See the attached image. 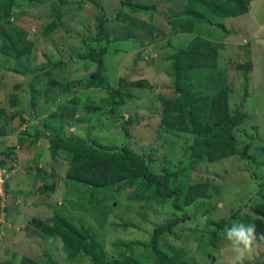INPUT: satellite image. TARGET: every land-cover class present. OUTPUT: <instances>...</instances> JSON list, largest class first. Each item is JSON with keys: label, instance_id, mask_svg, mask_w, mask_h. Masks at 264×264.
I'll list each match as a JSON object with an SVG mask.
<instances>
[{"label": "rangeland", "instance_id": "1", "mask_svg": "<svg viewBox=\"0 0 264 264\" xmlns=\"http://www.w3.org/2000/svg\"><path fill=\"white\" fill-rule=\"evenodd\" d=\"M57 1L14 0L9 21H6L0 13V31L5 29L11 33L15 31L13 28H16L31 35V38L34 36L33 42L37 48V50L34 49L35 55L22 58L24 67H28L23 71L29 75L32 70L37 74L44 65H47L36 63L33 57L37 56V60L38 54L51 53L42 47V45L48 47L51 38L52 43L58 44L54 45V55L51 60L57 62L61 57L64 61H79L78 54H87L90 52L88 49L93 48L92 41L98 33L95 18L102 11L109 18H115V11H117V0H63L62 4L56 3ZM176 1L174 5L167 1L165 3L163 0H139L138 2L153 6L155 10L152 13L155 14L164 11V6L171 5L173 9L166 8V14L173 15L184 9L182 0ZM257 1L256 5H260L259 10L253 13L257 19L256 23H250V13L248 17L243 14L236 19L223 18L224 22L220 20V17H216L212 19L210 25L196 23L193 33L181 34L179 39L177 38L178 24H173L169 26L168 32L173 40L151 43L142 51L141 49L134 51L141 43L140 37L135 35L136 30H132L129 26L123 27L124 24L117 21L105 28L112 38H116L121 30L122 35H129L127 42H111L109 45L99 41L98 48L106 49L102 57L101 72L107 81L104 83L108 86L114 87L118 77L126 80L130 77L136 79L143 72L145 73V68L150 69L152 66L155 74L160 76L166 71V68H163V64L166 63L162 62V59L167 62L169 55L174 54L178 47L187 45L195 35H200L205 40L221 46L218 48L220 69L216 71L222 74L220 78H225L223 82L231 91L229 94L231 110L240 109L245 113L244 120L233 131L238 154L212 163L207 161L192 163L188 158L190 141L188 134L178 129H168L162 122L163 114L168 109H174V104L171 106L172 99L160 97L155 90L144 89V87L138 90H123L122 94L126 95L124 99H121L110 95L103 88L108 93L106 94L108 102H105L103 99L100 100L98 93L95 95L87 91L90 78L83 80L79 88L74 89L73 92L78 94L77 97L81 101H95L97 107H101V111L93 114L89 119L93 125L89 132L84 129L79 136L89 135L94 143L109 147L120 148L128 145L130 151L135 154H148L150 167L154 172L170 174L183 169L181 179H187L189 184L209 183L208 192L192 205L184 207L182 212L173 210L169 202L166 206H160L142 199L144 197L135 199L140 195L135 185L120 190L114 186L93 189V191L75 182L67 185L65 202L68 207L66 206V210L63 211L62 218L73 220L78 226L89 227L96 242L102 245L109 259L129 257L135 258L140 263L145 260L150 262L155 258L150 249L153 229L176 217L183 218L185 214L189 218L173 227L172 235L165 233L160 237L158 247L169 257L179 256L191 264H253L264 260L263 245L255 248L242 260H237L225 238V232L208 225L209 222L217 224L221 220L228 221L231 214L235 215V219L231 223L227 222L228 226H231L233 222H243L253 218L254 206L264 202V0ZM58 12L63 14L60 15ZM148 16L153 17V14L130 12L122 17L124 21L126 19L131 21L133 26L135 21L147 20ZM165 20L167 19L164 17L159 19V24L164 28L168 27ZM51 25H53L52 28H47ZM154 27L151 24L148 25L142 34L152 33L156 28ZM220 27L223 29L221 30ZM134 28H137L136 25ZM48 33L50 34L47 35ZM138 33L141 34L140 31ZM46 36L52 37L46 39ZM40 42L42 45H39ZM132 51L135 56L133 59L129 57ZM7 59L9 63L4 64L13 68L14 60L10 56ZM44 60L47 61V59ZM147 61L150 67H142L143 64H147ZM48 62L50 63V60ZM122 63L125 67H122L121 73L119 66ZM244 63H251L252 66L245 68V71L237 68V64ZM87 66L89 68L95 66L93 72L97 68L90 59ZM21 68V66L17 67V69ZM73 68L69 67L68 70ZM18 78L24 79L20 76ZM18 78L14 73L9 76L12 82H17ZM61 82L65 83L66 80L61 79ZM189 82L195 85L197 81L194 76H191ZM24 86H26V80L21 85V87ZM44 86L45 84L42 85L40 92ZM129 91L135 92V96L127 94ZM21 95L23 102L30 97L28 92ZM120 100H123V104L117 107L116 102ZM111 107H116L115 110L118 112L109 114L106 110L109 111ZM32 108L34 106L25 105V109ZM122 113L126 116L110 124L115 116L118 117ZM127 118L133 120L128 127L129 138L118 128L119 123ZM56 206L59 208L58 205ZM213 233L216 235L215 247L208 244ZM7 234L10 235L9 232ZM3 238L4 236L0 239V245ZM32 244L36 245L40 253L34 250L19 252L14 249L17 259L12 260L10 256L13 249H9L8 257L0 260V264H6L8 261L21 264L24 257L32 258L35 264H91L87 258L82 257L73 262L67 260L63 243L56 236L49 237V242L36 238ZM47 245L48 248L45 247Z\"/></svg>", "mask_w": 264, "mask_h": 264}, {"label": "trees", "instance_id": "2", "mask_svg": "<svg viewBox=\"0 0 264 264\" xmlns=\"http://www.w3.org/2000/svg\"><path fill=\"white\" fill-rule=\"evenodd\" d=\"M13 1L0 0V13L6 21H9L8 19L11 16ZM190 1L191 4L188 3L183 11L175 15L167 16L163 11L156 12V14L167 19L165 20L167 23L172 20L180 21L178 24L179 33L189 34L194 32L196 23L209 24L211 17L229 18L246 14L248 11L247 6L250 2V0ZM56 3L62 4L64 1L58 0ZM195 5L202 8L197 9ZM124 7H127L132 12L150 13V15L155 10L153 6L142 5L137 0H117L115 18H107L103 11L95 18L97 21L98 33L96 37L98 41L107 43L108 37L103 33V27L105 23L119 22L121 10ZM58 14L62 15L63 13L58 12ZM206 14L209 16H206ZM52 26L47 28H52ZM13 29L15 31H12V34L5 29L0 31V40L2 42L0 52L14 60L15 67H13L12 71L18 72L21 70L17 69L19 63L22 64V58L29 57L34 42L31 35L19 29ZM220 47L213 42L205 40L200 35H195L187 45L178 47L174 54L168 57L170 67L165 73L176 97L171 100V106L174 104V109H168L163 114L162 122L168 129H178L188 134L190 140L188 158L192 163L195 161L212 163L238 154L233 131L244 120L245 113L240 109L233 111L230 108L229 94L231 91L223 82L225 78L221 79L220 75L222 74L216 71L220 69V64L218 63V48ZM105 51L106 49L102 47L98 48V51H90V54L87 53L82 56V59H90L97 67L89 77L91 79L88 82L89 86L94 85L95 87L106 88L101 78L102 57ZM64 64V60L60 59L53 65L47 64L42 67L37 74L31 70L40 82L43 78L51 80L52 74L50 75V73L55 70V67L61 70ZM236 66L245 71V68H250L252 64L244 63ZM59 72L55 74V79L61 82L64 74L61 71ZM191 76L196 78L197 82L195 85L189 82ZM31 84L34 85L29 91L31 98L33 101L38 100V97L43 92L38 89V84H34V82ZM88 85L87 87H89ZM141 85L144 89L151 90L147 82H142ZM195 86L198 87L195 89ZM106 91H109L110 95L118 96L121 99L124 97L121 90L106 88ZM204 92L205 94H203ZM122 101L120 100L116 104L120 105ZM99 108L101 110V107ZM115 108L111 107L109 111H106L109 114L110 112L117 113ZM97 110L99 109L96 108ZM123 117V113L119 114L118 117L115 116L113 118L114 121L112 122L121 120ZM132 121V119L127 118V120H123L118 125V128L122 130L127 138H129L128 127H130L129 125L132 124ZM97 144L90 139L57 135L52 138L50 149L53 156L58 151H62L68 158H71L65 178L70 182L82 184L91 191L114 186L120 190L135 185L140 194L135 199L144 197L142 199L152 201L160 206H166L169 202L173 210L182 212L184 207L195 203L209 190V183L207 182L189 184L187 179H181L182 172H184L183 169L170 174L154 172L150 167L149 155L135 154L130 151L128 145L117 148ZM252 212L254 217L243 222L245 224H255L257 234L264 233V202L257 203ZM188 218L184 214L183 218L176 217L165 224L156 226L150 238V249L155 258L151 260L152 262L145 260L141 263L136 261L135 258L129 257L109 259L102 245L96 242L89 227L78 226L73 220L64 219L57 214L50 224L44 227V231L49 237L56 236L60 238L66 253V259L71 262L82 257L87 258L91 264H147L146 262L148 264H191L179 256L169 257L158 247L162 235L165 233L172 235V228ZM234 219L235 215L231 214L228 221L221 220L217 224L209 222L208 225L210 227L213 226L214 229L217 228V230L224 231L227 222L231 223ZM227 227L230 226L227 225ZM208 241V244L215 247L216 235L213 233ZM261 245L264 246V242H260L259 246ZM21 264H35V262L30 258L24 257L21 260ZM253 264H264V260Z\"/></svg>", "mask_w": 264, "mask_h": 264}, {"label": "crops", "instance_id": "3", "mask_svg": "<svg viewBox=\"0 0 264 264\" xmlns=\"http://www.w3.org/2000/svg\"><path fill=\"white\" fill-rule=\"evenodd\" d=\"M138 1L139 0H137V2ZM163 1H165V3L166 1L168 3L170 2V4L173 5L177 2L176 0ZM257 2V0H250L248 4V11L244 14L248 17V14L250 13V23H256L257 21L255 15L253 14L255 11L259 10L260 5H256ZM181 3L185 7L188 3L191 4V1L182 0ZM195 6L197 9L202 8L198 5ZM168 7L169 9H173L171 5L164 6L163 12L165 14L166 8ZM130 12H132L130 9L124 7L121 10L119 23L124 24L122 25L123 27L129 26L132 30L137 31L135 35L136 37H140L141 43L134 51L140 49L142 51L143 48H147L151 43L163 42L165 40L169 42L173 40L170 33L168 34L169 26L171 27L173 24H179L180 21L172 20L168 23V27L164 28L159 24V19L162 17L158 16V14L152 13L153 17L148 16L147 20L142 19L140 22L135 21L132 26L131 21L129 22L126 19V22L122 17H125L126 14ZM175 14L176 13L173 15ZM166 15L172 16L168 14ZM105 16L109 18L107 14H105ZM207 16L209 15L207 14ZM236 17L230 18L236 19ZM214 18L216 17H211V21ZM134 19L135 18H133V20ZM220 20L224 22L223 18H220ZM110 24L105 23L103 27V33L108 37L106 44L111 45V42L116 43L119 41L127 42L129 35H122V30L116 35V38L109 36V34L105 31V28ZM150 24L156 27H154L155 30L152 31V33L147 32L146 35L142 34V32L144 33V30ZM134 25H136L138 30L137 28H134ZM220 29L222 30L223 28L220 27ZM138 31H140L141 34L138 33ZM181 34L187 33L177 34L178 39L181 37ZM51 37L52 36L46 37V39H50ZM121 37L122 40H120ZM95 38L92 41L93 48L88 49L89 51H95L98 48L99 41L97 37ZM51 41L52 38L50 39L48 47H45L40 42L39 45H42V47L51 53H47L46 55L38 54L37 60V56H34L33 60L36 63L50 65L56 63L51 60V57L54 55V45L56 46L58 44H54ZM34 49L37 50L36 46L33 44L29 57L31 55H35L36 52ZM134 51H132L129 56L132 57V59L135 58V56H133ZM78 55L79 61H64L65 64L61 70L60 68L58 70L57 67H55V70L50 73V75L52 74L51 80L49 78H43L39 82V79H36L35 74L31 73V75H29L23 71V69H25L23 61H21L22 64L19 63L18 65L22 67L21 70L13 72V68H11V66L4 64L5 62L9 63L7 56L0 53V166L6 168L9 174L6 182L5 205L2 208L6 225L4 226L5 235L2 241V243H4H1L0 245V260L8 257L7 252L9 249H13L12 255L10 256V259L12 260L17 259V254L14 253V249H17L19 252L34 250V252L40 253L37 250L36 245L32 244V242L36 240V238H41L49 242V236L44 231V227L50 224L56 214L59 217H62L63 211L66 210V206L68 207V204L65 202V194H67L65 191L67 190V185L71 184V182L67 180L65 176L69 168L71 158H68L62 151H58L53 156L50 149V142L52 138L57 135L62 137L90 139L91 137H89V135L82 137L79 136V134L80 132H83L84 129H87L86 131L89 132L93 126L89 119L93 114H97L101 111L99 107H97L95 101L87 100L83 102L79 97H77L78 94L73 92L74 89L79 88L83 80L91 76L94 70V67L89 68V66H87L88 59H82V56L86 54L83 53V55ZM44 59H47V61ZM60 59L61 57L58 61ZM48 60H50V63ZM162 62L166 63L163 64V68H166L167 71L169 62H166L163 59ZM146 63L147 64H143L142 67H148L150 63L148 61ZM85 65L87 67H85ZM69 67L74 68L72 70H68ZM102 67L103 64L101 66V70ZM119 67L122 73V67H125V64L122 63ZM26 68L28 67L26 66ZM153 68V66L150 69L145 68V73L142 71L143 73L141 76L136 79H132L130 77L126 80L122 77H118L117 81L114 83L115 85L113 84L114 87L108 86L107 83L104 84L106 87H109L110 90L118 89L123 91L128 89L138 90L139 88H142V82H147L150 89L159 93L160 97L169 100L175 98L176 95L172 89L169 79L166 77V71L162 72L159 76L155 74ZM59 71L63 72V79L66 80L65 83L56 81L55 74ZM13 73L17 76V78L20 76L24 77V79L18 78L17 82H12L9 79V76ZM101 78L103 82H107L105 77H103L102 72ZM25 80L26 86L21 87ZM32 82H34V84H38L37 87L39 90H41L42 85L45 84L42 90L43 93L36 101H33L30 95V97L27 98V101L23 102L21 100V93L27 94L28 92V94H30L29 91L34 86L31 84ZM87 89L88 92L90 91L94 94L98 93L100 100L103 99V101L108 102L106 94H108L109 91H107V93L105 91L106 88L104 90L103 88L90 85ZM127 94L135 96V92L133 91H129ZM27 104L28 106H34V108L25 109V105ZM122 104L123 102L121 105ZM121 105H117V107H121ZM96 108L100 111H96ZM104 109L105 108L103 107V110ZM116 112L118 111L116 110ZM123 115L126 116L124 113ZM110 124H112V121ZM56 205H58L59 208H57ZM7 232H9L10 235H8ZM45 247L48 248V245ZM13 263H15V261H8L6 264Z\"/></svg>", "mask_w": 264, "mask_h": 264}, {"label": "clouds", "instance_id": "4", "mask_svg": "<svg viewBox=\"0 0 264 264\" xmlns=\"http://www.w3.org/2000/svg\"><path fill=\"white\" fill-rule=\"evenodd\" d=\"M5 225L2 227V236H0V239L5 235ZM224 232L225 238L229 242L231 250L237 260H242L247 254L257 248L260 242H264V233L257 234L255 224L233 222L230 227H225Z\"/></svg>", "mask_w": 264, "mask_h": 264}, {"label": "built area", "instance_id": "5", "mask_svg": "<svg viewBox=\"0 0 264 264\" xmlns=\"http://www.w3.org/2000/svg\"><path fill=\"white\" fill-rule=\"evenodd\" d=\"M8 170L0 166V236H2V227L6 224L4 213L2 208L5 205L6 199V182L8 179Z\"/></svg>", "mask_w": 264, "mask_h": 264}]
</instances>
